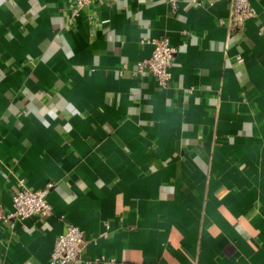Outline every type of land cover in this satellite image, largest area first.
Returning <instances> with one entry per match:
<instances>
[{
    "label": "crops",
    "instance_id": "0c3cea01",
    "mask_svg": "<svg viewBox=\"0 0 264 264\" xmlns=\"http://www.w3.org/2000/svg\"><path fill=\"white\" fill-rule=\"evenodd\" d=\"M201 1L0 0V206L53 184L50 217L0 224V264H50L70 224L85 259L264 264V0L240 31ZM165 38L162 88L131 71Z\"/></svg>",
    "mask_w": 264,
    "mask_h": 264
},
{
    "label": "built area",
    "instance_id": "2783aa9c",
    "mask_svg": "<svg viewBox=\"0 0 264 264\" xmlns=\"http://www.w3.org/2000/svg\"><path fill=\"white\" fill-rule=\"evenodd\" d=\"M117 0H77L79 9L88 7L94 3H114ZM174 6L176 0H168ZM194 4L201 6V0H193ZM256 16L250 0H229V15L227 20H220L222 25H226L231 31L244 29L246 23ZM264 31V28H261ZM154 49L151 56L135 64L131 74L133 76H153L160 87H167L172 80L171 69L177 54V50L165 39L153 40L150 42ZM238 62H243L238 58ZM124 69L128 67L125 66ZM53 188V184H48L41 190H31L27 188L25 181L21 180L15 188L12 198V210L5 212L0 206V224H8L11 221H24L32 217L48 218L53 214V208L48 201V195ZM106 235V234H105ZM104 235V236H105ZM87 247L85 233L79 227L70 224L65 232L61 234L55 242L50 264H116L114 258L100 256L94 259H85L84 254Z\"/></svg>",
    "mask_w": 264,
    "mask_h": 264
}]
</instances>
